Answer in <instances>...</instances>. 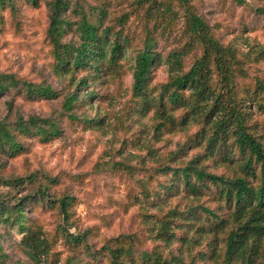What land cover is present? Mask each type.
Masks as SVG:
<instances>
[{
	"label": "rangeland",
	"instance_id": "rangeland-1",
	"mask_svg": "<svg viewBox=\"0 0 264 264\" xmlns=\"http://www.w3.org/2000/svg\"><path fill=\"white\" fill-rule=\"evenodd\" d=\"M51 1L37 0L35 6L19 1L14 15L0 11V73L48 85L57 94L44 100H26L14 92L1 94L0 121L13 123L17 115L24 120L36 117L54 122L59 129V136L45 143L34 137L21 138L22 153L14 158L0 157L2 179L43 174L56 182L48 191L50 201L27 197L24 207L27 225L39 232L43 249L25 248L16 228L1 223L0 264H108L102 247L125 248L127 242L133 244L132 260L145 253L168 264H222L225 239L235 225L215 189L199 196L174 190L165 195L161 190V185L172 182L170 174L161 170L184 167L203 153L204 144L194 142L200 126L191 121L182 127L158 125L162 117L156 110L142 112L139 100L133 97L131 70L125 61L116 71L89 78L83 89L78 88L81 98L89 93L91 99L89 105L72 111L77 121L69 118L63 108L64 97L87 72L75 73L71 83L68 76L54 74L46 35ZM67 1L70 6L64 18L70 25L62 35V44L78 43L76 14L83 13L87 18H100L101 29L110 28L128 38L133 50L142 47L148 34L161 58L180 52L185 71L201 54L189 37L187 11L200 17L216 40L235 49L233 81L238 109L248 132L264 147V114L257 107L263 96L256 84L264 82V15L254 12L264 8V0ZM98 10L104 15H97ZM169 74L163 61L158 63L151 72L149 88L159 91ZM225 91L221 96L231 104L233 97ZM184 113L182 109L169 112L174 123ZM81 114L98 123L84 124ZM233 156V162L220 156L205 158L201 166L226 178L244 176L239 152L234 150ZM248 180L255 184L254 178ZM34 189L29 185L21 190L0 187V196L14 204ZM62 196L71 199L66 223L57 205L49 204ZM202 209L213 211L223 224L214 228V220ZM164 222L174 238L158 235ZM64 233L84 234L90 251L67 244ZM255 259L264 260V236Z\"/></svg>",
	"mask_w": 264,
	"mask_h": 264
},
{
	"label": "trees",
	"instance_id": "trees-1",
	"mask_svg": "<svg viewBox=\"0 0 264 264\" xmlns=\"http://www.w3.org/2000/svg\"><path fill=\"white\" fill-rule=\"evenodd\" d=\"M19 1L30 3L32 6L37 3V0H0V11L8 10L14 15ZM239 4L242 5L241 2ZM48 5L50 23L46 35L52 47L54 74L68 76L71 83L75 73L87 72V76L77 80L72 91L64 97L63 108L65 112L70 113L68 117L77 121L78 118L72 111L76 107L89 105L91 94L87 93L81 98L78 94L79 87L83 89L89 78L116 71L122 67L120 62L125 61L131 70L132 94L139 100L142 112L156 110L155 113L162 117V122L158 125L170 123L182 127L191 121L200 126L194 135V142L204 144L203 153L184 167L161 170L162 173H169L172 179L170 184L161 185V190L165 195L174 190L199 196L210 191L211 187L214 188L215 196L217 197L218 193V197L224 201L230 210V220L235 225L226 236L222 264H264V260L255 259L264 236V147L256 136L248 132L243 114L238 109L233 81L235 49L230 45L223 46L213 37L204 21L190 11H187L189 37L200 47L201 54L186 71L183 69L181 53L173 52L161 58L154 51V40L150 35L147 34L140 49L133 50L129 47L128 38H122L117 32L112 33L110 28L101 29L100 18L95 20L92 17L87 18L83 13H75L78 17L76 23L78 43L62 44V35L70 25L64 18L70 3L67 0H52ZM96 12L97 15H104L102 10ZM254 12L264 15V8ZM127 51L130 52L128 55ZM161 61L167 66L170 74L168 81L159 91H155L149 88L148 82L152 70ZM256 84L263 96L257 107L264 114V82L257 81ZM217 85L221 91L217 92ZM224 89L225 93L233 97L231 104H226L221 96ZM11 92L23 96L26 100L57 97L56 92L48 85L33 84L12 74L0 73V95ZM178 109L185 110V113L179 122L174 123L169 112ZM80 116L83 123L88 126L98 123L84 114ZM58 136L59 129L49 120L36 117L24 120L17 115L13 123L0 121V157L14 158L22 153L24 148L21 138L34 137L45 143ZM227 145L231 148L228 149ZM234 150H237L242 158L240 169L244 176L226 178L209 173L201 166L202 159H215L219 156L223 160L233 162ZM248 177L254 178L255 184L250 182ZM55 183V180L43 174L40 177L31 174L23 178H0V187H9L12 190H21L24 185L35 187L31 195L21 198L14 204L5 202L0 196V224L15 227L22 236L21 242L25 248L35 252L43 249L44 240L40 238L37 230L27 225L24 207L28 198L42 202L50 201L48 191ZM70 201V198L62 196L49 202L50 206L57 205L64 223L69 218ZM202 211L214 220V228L217 229L218 225L223 224L213 211L208 209ZM173 214L176 212L173 211ZM164 223L163 231L158 235L174 238V233L168 232L169 228L166 225L168 222ZM63 236L67 244L90 251L84 234L72 236L64 233ZM125 244H127L125 248L102 247L101 251L105 253L108 264H168L167 261H161L145 253L138 254L132 260L133 244L130 242ZM0 257L3 255L0 254Z\"/></svg>",
	"mask_w": 264,
	"mask_h": 264
}]
</instances>
